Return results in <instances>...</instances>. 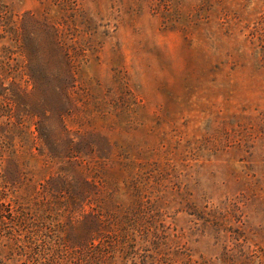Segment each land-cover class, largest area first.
<instances>
[{
	"label": "rangeland",
	"instance_id": "rangeland-1",
	"mask_svg": "<svg viewBox=\"0 0 264 264\" xmlns=\"http://www.w3.org/2000/svg\"><path fill=\"white\" fill-rule=\"evenodd\" d=\"M56 112L105 206L156 225L124 264H264V0H0L6 200L64 164Z\"/></svg>",
	"mask_w": 264,
	"mask_h": 264
},
{
	"label": "trees",
	"instance_id": "trees-1",
	"mask_svg": "<svg viewBox=\"0 0 264 264\" xmlns=\"http://www.w3.org/2000/svg\"><path fill=\"white\" fill-rule=\"evenodd\" d=\"M51 35L57 47L65 45L60 39L65 35L58 28L51 30ZM27 74L35 86L32 75ZM55 115L69 153L63 157L64 164L48 178L35 183H29L31 178L26 179L22 194L17 189L10 191L11 199L6 200L8 193L1 192L0 237L5 240L0 249V264H124L139 249L138 245L147 240L149 229L156 225L146 220L148 213L143 210L141 200L122 212L105 206L103 199L109 194L100 187L104 183L98 171L91 174L94 164L73 153L70 129L61 122V113ZM41 117L50 118L47 111ZM19 118L17 124L9 120L7 125L17 126L26 134L24 119ZM34 124L38 138L47 130L55 133L38 120ZM30 139L27 134L24 136L26 143ZM86 204L89 209L84 211ZM68 226L74 232L72 236ZM156 237L160 239L159 234ZM3 257L6 263L1 260Z\"/></svg>",
	"mask_w": 264,
	"mask_h": 264
}]
</instances>
